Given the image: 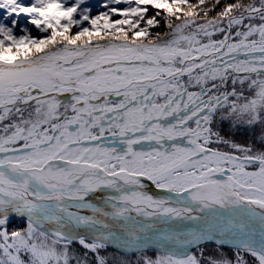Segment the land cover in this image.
<instances>
[{"label":"snow or ice","instance_id":"snow-or-ice-1","mask_svg":"<svg viewBox=\"0 0 264 264\" xmlns=\"http://www.w3.org/2000/svg\"><path fill=\"white\" fill-rule=\"evenodd\" d=\"M0 264H264V0H0Z\"/></svg>","mask_w":264,"mask_h":264},{"label":"trees","instance_id":"trees-1","mask_svg":"<svg viewBox=\"0 0 264 264\" xmlns=\"http://www.w3.org/2000/svg\"><path fill=\"white\" fill-rule=\"evenodd\" d=\"M91 2H92L94 5L99 6V5L103 2V0H91ZM117 7H121V8H123L124 5H118ZM99 10H100L99 7H97V11H99ZM151 14H152V12H151V10H150L149 15H151ZM114 19H115V17H114ZM34 34H35V33H34ZM150 254H152V253H150Z\"/></svg>","mask_w":264,"mask_h":264}]
</instances>
